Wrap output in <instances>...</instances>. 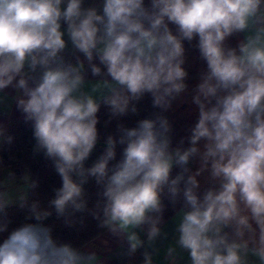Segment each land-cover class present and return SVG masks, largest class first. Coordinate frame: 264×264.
I'll return each instance as SVG.
<instances>
[{
  "label": "clouds",
  "instance_id": "clouds-1",
  "mask_svg": "<svg viewBox=\"0 0 264 264\" xmlns=\"http://www.w3.org/2000/svg\"><path fill=\"white\" fill-rule=\"evenodd\" d=\"M239 34L237 46L226 44ZM196 38L207 66L192 93L198 120L189 146L182 139L173 147L162 113L188 89L184 41ZM68 41L99 79L86 78L79 56L66 59ZM10 87L32 124L34 151L53 162L62 186L44 209L29 200L38 187L29 173L0 176V234L8 232L0 264H101L95 251L53 237L43 223L53 210L68 225L88 212L127 242L124 255L144 249L142 264H156L157 242L168 236L164 197L173 207L182 200L164 264H180L184 253L187 264H264V0H102L88 7L84 0H0V93ZM145 94L161 113L135 127L118 125L119 138L109 135L86 167L101 104L117 118L136 113ZM13 139L0 125V144ZM117 145L121 159L110 165ZM174 167L180 171L173 176ZM205 172L211 186L201 193L197 177ZM90 178L100 188L93 208L84 188ZM14 204L36 222L9 232Z\"/></svg>",
  "mask_w": 264,
  "mask_h": 264
},
{
  "label": "trees",
  "instance_id": "trees-1",
  "mask_svg": "<svg viewBox=\"0 0 264 264\" xmlns=\"http://www.w3.org/2000/svg\"><path fill=\"white\" fill-rule=\"evenodd\" d=\"M145 4H149V0H145ZM175 32V26L169 25ZM239 35L230 37L226 44L231 47L236 46ZM198 38L192 42L184 41L185 47V64L183 67L188 73L185 83L188 87L194 82L203 71H206V62L200 58L199 50L196 47ZM99 64L98 59L94 60ZM102 69L103 66L101 65ZM86 78H94L88 69V62L85 63ZM99 79V78H95ZM187 96V91L181 94L180 97ZM173 101L172 106L162 114L166 116L172 126V146L180 145L183 139V147H188V137L190 136V129L195 125L198 120L197 116H188L182 113V108L177 106V100ZM136 103L137 112H129L125 116L113 118L110 115L109 109L101 104L100 111L98 112L99 123L98 129V143L91 153L88 160L85 162L86 167H90L100 155H102L105 147V141L109 135L119 138L118 125L123 124L125 127H135L137 122L145 118H154L155 114L161 113L159 108H154L152 97L150 94H145ZM5 128L8 134L14 137L13 142L9 145L6 143L0 144V176L2 172L9 169L16 175L29 173L32 179L38 181V187L29 193V200L39 201L44 209L49 208V201L54 198L55 189L62 186L60 176L56 173L53 162L46 158L43 152H35V139L33 137V130L31 122L24 120H17L9 118L6 121ZM123 146L117 145V157L115 161L110 162L114 164L121 159ZM179 168L173 169L172 175L174 176L179 172ZM86 191V198L88 199V207L93 208L100 191L99 186L96 185L94 179H89V182L84 186ZM163 202L166 205L164 212V221L167 222L170 217L182 206V200L177 203L175 207L170 201L164 197ZM8 218L11 221L9 224V232L20 226L23 223H35L34 219H26L28 216L27 209H21L18 204H14L7 209ZM74 223L68 225L65 223L64 218H58L53 210V214L47 218L43 223L53 229V237L59 242L71 243L74 247L82 248L94 240L96 236L102 233L105 229L98 227V221L92 217L88 212L76 213L73 217ZM8 232L0 234L2 239L6 238Z\"/></svg>",
  "mask_w": 264,
  "mask_h": 264
},
{
  "label": "crops",
  "instance_id": "crops-1",
  "mask_svg": "<svg viewBox=\"0 0 264 264\" xmlns=\"http://www.w3.org/2000/svg\"><path fill=\"white\" fill-rule=\"evenodd\" d=\"M102 3V0H84V6L88 7L93 4L99 5ZM66 28V25L62 24V30ZM65 40H68L67 34H65ZM243 39V34H240L236 46L240 40ZM65 54L72 56V62H75L76 56H79L81 60L86 63V59L81 53H74L70 41H68V47L65 51ZM88 80H94L95 78H87ZM16 95V92L13 88H8L4 90L3 93H0V96L4 97L0 101V125L5 128L6 121L9 118H14L17 120H24V117L20 111L16 108V103L12 99ZM25 121V120H24ZM8 172H12L9 169H6L2 172L1 176H7ZM24 174V173H23ZM21 174V175H23ZM21 175H16L17 177ZM18 184H22V181H18ZM178 222V217L175 219H170L164 224V231L168 234L167 239H161L157 242V248L161 250L160 255H158L155 260L156 264H164L163 249L169 243H174L175 236V223ZM141 238H144V234L141 233ZM3 242V239L0 237V243ZM82 249L84 251H95L100 257L101 264H142L143 256L142 252L144 249H138L137 252L132 256H126L123 253L127 249V242L116 237H113L107 230H104L94 240L88 244H85ZM180 264H187V253L183 254V259L180 261Z\"/></svg>",
  "mask_w": 264,
  "mask_h": 264
},
{
  "label": "rangeland",
  "instance_id": "rangeland-1",
  "mask_svg": "<svg viewBox=\"0 0 264 264\" xmlns=\"http://www.w3.org/2000/svg\"><path fill=\"white\" fill-rule=\"evenodd\" d=\"M200 76H198L196 79H194V82L188 87L186 98L180 97L177 100V106L182 108V113H184L185 115L197 116V117L199 115L198 107L192 103V93H193V89H195L197 84L200 82ZM200 147H201V149H203V141L201 142ZM199 166H200V164H199L198 158L196 160H194L190 165L191 170L193 172H195L196 169L199 168ZM197 179L200 181V184H201V189H200L201 193L203 192V190L205 188L211 186L210 181H209V174L207 172H205L201 176L197 177ZM176 212L170 217V219H173V217L176 215Z\"/></svg>",
  "mask_w": 264,
  "mask_h": 264
},
{
  "label": "built area",
  "instance_id": "built-area-1",
  "mask_svg": "<svg viewBox=\"0 0 264 264\" xmlns=\"http://www.w3.org/2000/svg\"><path fill=\"white\" fill-rule=\"evenodd\" d=\"M65 56H66V59H67V60H70V61L72 62L73 58H72L71 55H69V54H65Z\"/></svg>",
  "mask_w": 264,
  "mask_h": 264
}]
</instances>
